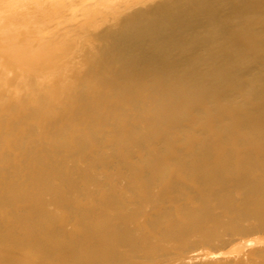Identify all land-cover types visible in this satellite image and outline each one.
I'll return each instance as SVG.
<instances>
[{"label":"bare ground","instance_id":"obj_1","mask_svg":"<svg viewBox=\"0 0 264 264\" xmlns=\"http://www.w3.org/2000/svg\"><path fill=\"white\" fill-rule=\"evenodd\" d=\"M0 264H264V0H0Z\"/></svg>","mask_w":264,"mask_h":264}]
</instances>
